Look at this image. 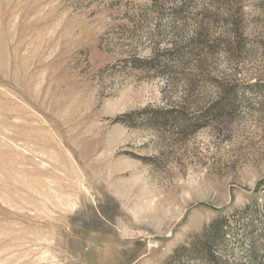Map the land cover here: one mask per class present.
<instances>
[{"label": "rangeland", "instance_id": "rangeland-1", "mask_svg": "<svg viewBox=\"0 0 264 264\" xmlns=\"http://www.w3.org/2000/svg\"><path fill=\"white\" fill-rule=\"evenodd\" d=\"M0 264H264V0H0Z\"/></svg>", "mask_w": 264, "mask_h": 264}]
</instances>
